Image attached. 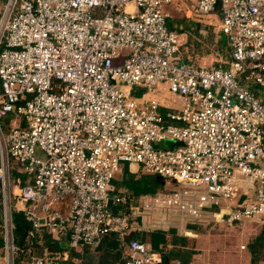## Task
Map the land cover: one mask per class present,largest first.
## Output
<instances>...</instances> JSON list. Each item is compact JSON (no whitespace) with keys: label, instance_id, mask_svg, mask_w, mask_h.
<instances>
[{"label":"built area","instance_id":"built-area-1","mask_svg":"<svg viewBox=\"0 0 264 264\" xmlns=\"http://www.w3.org/2000/svg\"><path fill=\"white\" fill-rule=\"evenodd\" d=\"M172 2L5 0L0 193L10 264L15 254L57 264L33 252L42 234L66 250L116 234L124 264H162L132 232L185 235L211 216L264 217V0H197L201 13L220 11L228 58L219 66L181 60ZM161 85L175 107L147 96ZM7 117L16 123L5 131ZM131 164L128 173L173 187L127 193L115 181ZM230 198L238 204L224 211ZM13 211L30 223L28 246L14 242Z\"/></svg>","mask_w":264,"mask_h":264},{"label":"crops","instance_id":"crops-1","mask_svg":"<svg viewBox=\"0 0 264 264\" xmlns=\"http://www.w3.org/2000/svg\"><path fill=\"white\" fill-rule=\"evenodd\" d=\"M196 2L197 0H173L171 6L169 5L170 8L167 9L169 14L167 18L168 25L178 33L181 60L201 66L223 65L228 58V53L224 55L222 48L226 47L227 52L228 42L219 30L220 11L217 9L205 15L196 14ZM211 29H213L214 34L211 33ZM160 90L161 92L149 93L147 96L158 100L164 106L175 107L174 96L166 90L165 85H161ZM12 123H16V121L12 120ZM131 169L132 171L137 170L135 165H133V168L131 165ZM250 219L260 218L243 220ZM247 222L249 223V221ZM173 230L178 236H182L175 229ZM192 232L191 229L185 235H191ZM246 237V233L239 235V239ZM116 241H118L116 234H110L107 238L103 237L95 246H79L73 249L75 253L73 252L71 261L65 264H124L126 250L119 241ZM194 241L196 242L195 238ZM59 245L63 249L66 247L62 241H59ZM168 247H171V245L168 244ZM237 250L239 251V258L233 264H253L252 258H254L256 264H264V256L256 257L255 252L246 247V244L241 243L239 245L238 242ZM197 258H200V254L198 256L197 253H193L186 261H180L177 256H174L171 257L170 262L173 264H200L195 263L198 260ZM242 260L244 263H242ZM202 264L209 263L202 260Z\"/></svg>","mask_w":264,"mask_h":264},{"label":"rangeland","instance_id":"rangeland-1","mask_svg":"<svg viewBox=\"0 0 264 264\" xmlns=\"http://www.w3.org/2000/svg\"><path fill=\"white\" fill-rule=\"evenodd\" d=\"M4 2L5 0H0V17ZM170 6H167V9L168 7L170 8ZM195 13L201 15L209 14L201 13L197 10H195ZM211 33L214 34L213 29H211ZM222 51L224 55L228 53V51L226 52V47L222 48ZM1 122L2 127L5 131H7L8 127L12 125V121L9 117L2 119ZM131 165L132 168L133 165H135L138 169V166L136 164ZM131 165H125L126 168L124 169V172L128 167L131 168ZM138 172L141 173V170H138ZM116 177L119 184L125 179L123 177V174L117 175ZM177 185L180 186V184ZM121 187L123 186L121 185ZM163 187L171 188L173 187V185L170 184L169 181L164 180ZM123 189H125V187ZM237 204L238 203L236 201V198H230L222 201L221 208L224 211H230L231 209L236 208ZM247 221H249V223ZM202 223L203 224L198 225V227L192 230L193 232L191 235H182L186 237L189 236L184 248L190 249L192 247V249L194 248L195 253H197L198 256L200 254V258H197L198 260H196L195 263L202 264L203 260L204 262H207L209 264H233L239 258V251L237 250L238 242L239 245L241 243L246 244V247L252 249L255 252L256 257L260 258L264 256V218L233 221L231 224H229L226 220L211 216L209 218H206ZM0 228V234L3 235V225ZM244 233H246L247 237H249H246L247 239H239V235H242ZM194 238L196 242L194 241ZM66 251L67 254H64L60 251H47V253L49 252L48 256H54L58 258L57 264H65L71 261L73 257L72 254L73 252L75 253L73 249H67ZM9 255L10 253L6 251L4 245L3 248L0 249V264H10ZM15 255L16 257H18L15 258V263L22 264V260L26 258V254H23L21 256H18L17 254ZM242 263H244L243 260Z\"/></svg>","mask_w":264,"mask_h":264},{"label":"trees","instance_id":"trees-1","mask_svg":"<svg viewBox=\"0 0 264 264\" xmlns=\"http://www.w3.org/2000/svg\"><path fill=\"white\" fill-rule=\"evenodd\" d=\"M128 170L126 169V172ZM16 173V172H15ZM125 179L120 183L125 189H127V193L133 195L140 194H154L158 190L163 188L164 180L161 176L157 174H148V173H125L123 176ZM119 184V182L115 181ZM122 209L123 211L128 210V204L125 205ZM216 209V208H213ZM264 218V217H257ZM13 220V232H14V242L16 245L25 247L30 244V237L28 235V230L30 228V223L25 219L24 215L20 211H13L12 213ZM3 224L2 217V204H1V193H0V225ZM203 223L191 224L190 227L194 230L198 225ZM0 226V227H1ZM1 230V228H0ZM106 238L108 236H105ZM131 237H136L139 240L145 242L150 246L153 250H157L161 252L162 255V264H173L170 262L171 257L177 256L180 261H186L195 250L192 247L184 248L186 246L187 237L186 236H178L173 229L168 231H141V232H132ZM186 237V238H185ZM39 239L35 241L33 252L35 254H42L44 251L63 252L64 249L59 245V237L52 236L50 234H42L38 236ZM118 242V241H116ZM180 242V243H178ZM168 244L171 247H168ZM180 246H177V245ZM4 246L3 235L0 234V249ZM181 247V248H180ZM184 249V250H181ZM48 252V253H49ZM54 257V256H53ZM26 258L22 261H25ZM252 263L256 264L254 258H252Z\"/></svg>","mask_w":264,"mask_h":264},{"label":"water","instance_id":"water-1","mask_svg":"<svg viewBox=\"0 0 264 264\" xmlns=\"http://www.w3.org/2000/svg\"><path fill=\"white\" fill-rule=\"evenodd\" d=\"M170 143H171L170 141L167 142V144H170Z\"/></svg>","mask_w":264,"mask_h":264}]
</instances>
